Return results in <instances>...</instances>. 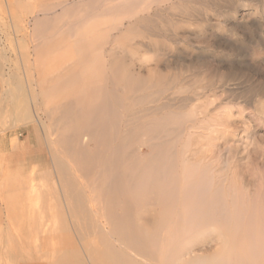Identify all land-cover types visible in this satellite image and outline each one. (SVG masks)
I'll list each match as a JSON object with an SVG mask.
<instances>
[{"label":"bare ground","instance_id":"1","mask_svg":"<svg viewBox=\"0 0 264 264\" xmlns=\"http://www.w3.org/2000/svg\"><path fill=\"white\" fill-rule=\"evenodd\" d=\"M29 1L0 0V135L15 133L9 146L1 139L0 160L30 159L12 172L0 164L5 254L28 263L33 241L13 232L28 222L33 264H264L259 173L243 186L199 158L223 119L187 110L184 86L166 72L176 62L135 67L118 45L177 29L160 11L168 0H120L103 9L115 12L105 26L84 20L98 0ZM169 1L174 13L193 0Z\"/></svg>","mask_w":264,"mask_h":264},{"label":"rangeland","instance_id":"2","mask_svg":"<svg viewBox=\"0 0 264 264\" xmlns=\"http://www.w3.org/2000/svg\"><path fill=\"white\" fill-rule=\"evenodd\" d=\"M36 1L30 0L29 2L37 4ZM49 1L54 5L60 0ZM118 1L120 0H98L90 8L91 16L84 20L87 22L97 20L96 24L107 25L113 19L115 12L104 13L103 15L101 13L104 8L116 4ZM169 2V0L162 2L159 6L162 9H159H161L164 18L171 16L177 20V29L172 31V28L171 30L167 28L169 32L165 29L166 33L163 30L162 35L164 36L161 35L162 37L149 36L144 38L138 37V35H126L118 44L123 46L120 49L127 50L129 63L135 67L145 64L144 62L152 65L156 58L160 59L163 66H169L176 62L177 68L166 67V72L168 70L170 73H176L179 85L184 86L185 90L183 89L184 91L180 93L181 95L179 94L178 98L187 101L189 104L187 110L196 109L197 118L200 119L206 114L210 113L209 116L213 114L218 120L223 119L224 123L220 126L212 124L214 130H211L209 135L214 140L210 141V144H205L206 142L203 140L199 142V145H202L201 152L198 153L199 158L213 162L214 166L224 175L243 186H247L251 182L252 178L249 175L251 168L256 169V172L260 174L257 173L258 180L264 187V0H193L185 6L187 10H178L174 13L168 9ZM153 7L156 8L155 5ZM153 7L150 9L151 11H153ZM71 13L79 15L77 11ZM73 15L70 14L67 22ZM110 32L114 36L118 34L114 30ZM173 32L177 33L178 42H170L169 38L173 36ZM168 34H171V37ZM17 36L14 33L10 40H6L8 53L9 48L16 45L15 38ZM132 40L144 44L131 46ZM155 41L161 42L160 48L150 45ZM104 47L105 49L110 48L108 44ZM157 48H159L158 51ZM99 52H101L100 49L93 50L94 55ZM141 56L147 58L140 59ZM18 63L21 64L20 60ZM95 64L96 60H91L85 65L93 66ZM216 113L218 115H215ZM217 122L219 123V121ZM5 123L7 126L9 125V123ZM14 137L13 130H7L5 134L1 133L0 142L3 138V143L9 146ZM25 140L26 134L21 137V142ZM225 144L227 145L225 146ZM194 147L192 144V147L189 148ZM20 158H17L18 160L13 159L16 160L15 162L12 159L9 161L1 159L0 164L7 162V164L2 165L12 172L16 167L23 165L22 168L30 161L29 158ZM24 159H26L25 162L22 161ZM3 170L0 169V172ZM0 176L2 177L1 174ZM1 181L2 179H0ZM32 213L33 210H30V212H25V215L28 216ZM19 224L20 222L15 225L13 232L21 227L22 233H24L23 238L27 239L28 245H30V241H33V248L30 245V249L28 247L24 253L26 256L30 254L27 264H33L31 262H34L32 256L36 254L34 252L36 239H31L33 236L30 234L31 228L29 232H24L25 227L29 228L28 224V226L25 223H21L24 225ZM3 225L0 224V232L2 231L0 234L4 237L3 240L0 239V254L3 255H0V264H16L10 256L5 254L6 246L7 248L9 246L7 245L9 229L6 228L5 224ZM22 230L19 229L15 233L21 236ZM69 233H73L70 227ZM1 235L0 237H2ZM210 239V236H207L202 241L208 243ZM3 243L5 248L2 246ZM201 246L202 243L197 248H201Z\"/></svg>","mask_w":264,"mask_h":264}]
</instances>
